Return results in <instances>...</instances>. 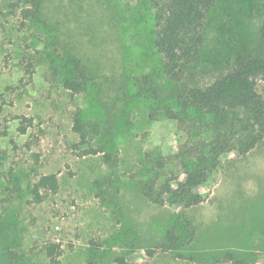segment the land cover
<instances>
[{
    "label": "rangeland",
    "instance_id": "obj_1",
    "mask_svg": "<svg viewBox=\"0 0 264 264\" xmlns=\"http://www.w3.org/2000/svg\"><path fill=\"white\" fill-rule=\"evenodd\" d=\"M165 1L0 0V264L8 251L18 264H48L47 242L59 244L58 264H83L97 244L105 264L115 256L128 264H230L229 250L264 264V138L243 155L224 153L196 187L204 200L193 207L154 204L136 186L156 178L175 187L183 163L205 149L209 117L180 106L178 87L204 86L237 56L260 54L264 0H216L180 83L165 76L154 46L155 6ZM79 72L82 90L65 88ZM144 75L155 96L136 93L133 79ZM257 88L264 95V83ZM77 110L95 129V154L75 146ZM21 116L32 120L25 133ZM50 173L57 190L35 202L32 184ZM97 177L110 178L117 210L96 196ZM187 221L190 243L162 250L166 230L183 236Z\"/></svg>",
    "mask_w": 264,
    "mask_h": 264
},
{
    "label": "trees",
    "instance_id": "obj_2",
    "mask_svg": "<svg viewBox=\"0 0 264 264\" xmlns=\"http://www.w3.org/2000/svg\"><path fill=\"white\" fill-rule=\"evenodd\" d=\"M38 0H34L37 6ZM216 0H167L156 3L155 25L157 27L154 46L163 58L165 76L174 83H180L186 66L193 60L203 44L202 31L206 12ZM26 14V13H25ZM28 14H26L27 16ZM260 54L239 55L229 71L221 74L204 86H184L180 84L176 102L182 107L192 108L200 117H209L210 138L205 149L198 151L193 159L183 163L182 178L173 187L165 181L158 183L156 178L139 179L137 190L150 202L158 205H175L187 209L204 200L196 187L203 185L210 175L220 167V157L236 150L243 155L252 150L264 138V95L258 91L257 83H264V17L259 26ZM86 80L85 73L75 79L66 78L63 86L72 92H79ZM133 83L137 94L155 96L156 85L147 75L135 77ZM31 118L21 116L18 131L25 133L31 125ZM87 125V126H86ZM94 127L86 123L80 110L72 116V131L77 135L75 146L82 154H95L90 145ZM105 163L113 165L115 156L103 153ZM94 189L100 202L110 210H117V193L111 188L110 178L97 177ZM58 180L55 173L37 178L30 188L32 199L41 200L42 191H56ZM189 221L183 236L173 228L166 230L162 250H169L179 244H189L194 232ZM48 264H58L61 249L59 244L47 242L42 247ZM100 245L91 248L83 264H105ZM150 252V251H149ZM223 259L230 264H246L233 251H225ZM14 253L6 252L5 264H18ZM109 264H128L122 256H115Z\"/></svg>",
    "mask_w": 264,
    "mask_h": 264
}]
</instances>
